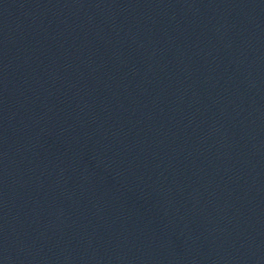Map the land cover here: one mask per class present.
I'll return each instance as SVG.
<instances>
[{"label":"water","instance_id":"obj_1","mask_svg":"<svg viewBox=\"0 0 264 264\" xmlns=\"http://www.w3.org/2000/svg\"><path fill=\"white\" fill-rule=\"evenodd\" d=\"M0 264H264V0H0Z\"/></svg>","mask_w":264,"mask_h":264}]
</instances>
